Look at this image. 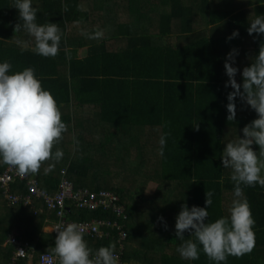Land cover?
I'll list each match as a JSON object with an SVG mask.
<instances>
[{
    "label": "trees",
    "instance_id": "trees-1",
    "mask_svg": "<svg viewBox=\"0 0 264 264\" xmlns=\"http://www.w3.org/2000/svg\"><path fill=\"white\" fill-rule=\"evenodd\" d=\"M92 2L87 6L84 0H33V7L39 9L37 22L57 23L63 33L58 55L43 57L33 50L28 33L14 32L19 22L14 0H0V61H9L12 71L33 67L56 99L67 131L71 124L78 129H73V140L66 131L55 144L64 153L60 161L46 160L37 173L28 175L53 192L61 170L66 169L75 186L119 193L127 213L121 219L128 233L124 264H131V259L140 264H212L203 251L198 260L180 257L177 247L182 242L175 237V217L182 204L205 207L209 191L214 193L209 221L229 215L232 170L222 167L220 155L225 143L243 138L241 129L257 114L236 98L235 120H227L226 97L232 89L225 87L228 77L223 65L233 49L238 52L233 66L241 71L258 54L264 36L248 34L247 8L254 19L264 14V0H117L114 15L106 8L109 0ZM97 28L104 30L100 39L81 34ZM234 30L239 35L228 40ZM235 79L242 83L240 71ZM67 103L77 110L90 108L96 113L95 122L108 130L102 129L100 138L93 137L83 117L74 122L70 112L62 111ZM231 131L234 136L229 139ZM162 134L167 135V144L160 156ZM114 143L120 148L115 149ZM252 147L259 153L258 146ZM126 158L137 164L133 171L143 178L135 192L129 191L128 184L120 185L123 179H132L121 169ZM6 166L0 164V174ZM144 179L157 183L154 194L145 193ZM9 190L27 194L26 179L13 181ZM243 191L255 220V247L250 253L228 256L226 264H264V187ZM2 194L0 187V224L6 225L4 231L16 228V236L30 244L15 263L36 264L40 253L54 252V235L42 231L46 220L55 219L54 213L43 202L34 201L36 212L22 203L8 206ZM69 216L116 219L109 210L73 205ZM158 217L164 218L167 229ZM111 233L116 239V230ZM4 236L1 232L0 239ZM184 236L193 238L188 232ZM84 238L93 253L115 242L114 238ZM14 251L0 241V264H11Z\"/></svg>",
    "mask_w": 264,
    "mask_h": 264
},
{
    "label": "clouds",
    "instance_id": "clouds-1",
    "mask_svg": "<svg viewBox=\"0 0 264 264\" xmlns=\"http://www.w3.org/2000/svg\"><path fill=\"white\" fill-rule=\"evenodd\" d=\"M13 7L19 15L14 32L24 30L28 33L33 38L36 54L57 56L63 37L59 25L48 21L38 23L39 9L33 7V0H14ZM247 32L249 35L264 36V14L249 22ZM81 34L88 39H100L104 30L97 28L91 33L82 31ZM238 35V31L234 30L227 39ZM18 44L23 46L24 42L18 41ZM237 55V50L230 51L223 65L228 77L225 87L232 89L226 97L227 120H235L236 98L254 110L257 118L241 129L243 138L225 143L220 155L222 167L232 170L234 187L229 215L209 221L208 209L214 196L209 191L205 194V207L194 205L189 208L182 204L175 217V237L182 242L177 252L187 261L198 260L203 251L212 264H226L228 256H241L255 247V220L243 189L256 185L264 187V160L261 159L264 156V43L242 71L233 66ZM12 67L7 60L0 61V164L14 167L20 175L37 173L42 162L63 158V150L56 148L53 152V147L67 131V125L61 118L56 99L50 90L42 86L43 78L37 76L35 69L25 67L12 71ZM238 71L242 83H237L235 79ZM194 128L198 130L199 125L195 124ZM158 143L159 155L163 156L167 135L162 134ZM253 145L258 146L259 153ZM51 168L50 165L48 170ZM158 220L167 229L164 218L158 217ZM54 230L57 235L53 251L60 264H119L116 243L101 246L93 253L84 238V230L77 222L56 224ZM185 232L193 238L186 239ZM37 262L39 264L38 259Z\"/></svg>",
    "mask_w": 264,
    "mask_h": 264
},
{
    "label": "built area",
    "instance_id": "built-area-1",
    "mask_svg": "<svg viewBox=\"0 0 264 264\" xmlns=\"http://www.w3.org/2000/svg\"><path fill=\"white\" fill-rule=\"evenodd\" d=\"M26 179L28 186V193L25 195L19 193H12L9 190L10 184L15 180ZM0 187L3 190L5 201L8 205L22 203L23 206L30 207L33 212L37 211L35 202H43L48 211L54 213L55 219L46 220V224L50 225L51 233L56 238V231L54 226L56 224H67L70 222H77L84 230V236L93 239H110L113 241L111 230H116L117 238L114 241L117 245V254L119 256V264H124L123 254L125 250V240L128 233L124 222L121 219L127 217L125 206L121 201L119 193L110 189L101 188L99 190H92L86 186H75V184L66 175V169L61 170L60 181L55 191L50 192L39 186L38 180L33 175H20L18 171L12 167L7 166L0 174ZM35 201V202H34ZM71 205L82 209H103L115 213L116 219L110 220L108 218L93 217L89 219L74 220L70 218ZM120 220H118V218ZM15 248V255L11 264H16L15 259L19 255H24L28 247L26 241L19 240L15 237H10L7 241ZM33 249V246H31ZM22 250V252H21ZM32 256V252L29 257ZM39 264H59V257L54 252H44L38 257Z\"/></svg>",
    "mask_w": 264,
    "mask_h": 264
},
{
    "label": "crops",
    "instance_id": "crops-1",
    "mask_svg": "<svg viewBox=\"0 0 264 264\" xmlns=\"http://www.w3.org/2000/svg\"><path fill=\"white\" fill-rule=\"evenodd\" d=\"M85 2H86V4H87V6H89L91 3H93L92 1L93 0H84ZM26 38V37H25ZM68 112H70L71 114H72V116H74V119H75V121L74 122H78V120L81 118V117H83L84 118V121H85V123H86V129H88L90 132L91 131H94V136L93 137H98V138H100V136L102 135V133H100V134H97L96 133V131H95V129H94V125H97V126H99V123H96L95 122V120L93 119V117L96 115V113H94V112H92L91 111V109L90 108H88V107H82V108H80L79 110H77V109H75V107L74 106H72V108H71V110L70 111H68ZM74 119H72V121L74 120ZM96 119V118H95ZM73 122V123H74ZM72 123V122H71ZM106 126V125H105ZM84 128V127H83ZM72 129V130H71ZM71 129H70V131H71V135H70V139L71 140H73L74 139V130H78L77 129V127H75V128H73V125L71 124ZM74 129V130H73ZM105 129V128H104ZM87 132V131H86ZM104 133V132H103ZM114 147H115V149H116V147H118V149L120 148V145H117V144H115L114 143ZM130 162H132L131 160H128V158H126L125 160H123L122 161V166H121V169L122 170H126L125 168L126 167H128V166H130ZM133 180H131V179H123V182H121L120 183V185L121 186H123V183H125V184H128V185H126L128 188H130V190L129 191H134V189H136V188H138L139 187V185H140V181H138V182H136V181H134L133 183H131ZM153 183H155V187L153 188V191H155L156 190V188H157V183L156 182H154L153 181ZM152 184V180L150 181V182H148V183H146L145 184V187L146 186H150ZM135 192V191H134ZM120 195V194H119ZM120 197H122L121 195H120ZM46 225V222L44 223V225L43 226H45ZM45 228V227H44ZM48 228V227H47ZM17 233H15V234H13L12 236L13 237H15V238H17V239H19V240H22V241H26L27 243H28V245H30L29 244V242L27 241V240H25V239H23V238H18L17 236ZM11 236V237H12ZM28 262H30V260L28 261ZM36 264H38V262L36 261ZM131 264H140V263H138L136 260H134V259H131Z\"/></svg>",
    "mask_w": 264,
    "mask_h": 264
},
{
    "label": "rangeland",
    "instance_id": "rangeland-1",
    "mask_svg": "<svg viewBox=\"0 0 264 264\" xmlns=\"http://www.w3.org/2000/svg\"><path fill=\"white\" fill-rule=\"evenodd\" d=\"M117 0H109V2H110V5H106V8L107 9H109L110 8V12H111V14L112 15H114V14H116V2ZM120 12V11H119ZM247 13H248V15H249V17H250V19L251 20H253V16L251 15V10L249 9L248 10V8H247ZM117 16H118V11H117ZM30 37V36H29ZM72 106H73V104H69V103H67V104H65L63 107H62V111H64V112H67V111H70L71 110V108H72ZM108 126H106L105 127V129L106 130H108ZM94 129H95V131H96V133L97 134H100V132H101V130L102 129H104V125L102 124V123H100L99 124V126H97V125H94ZM232 133L229 135V139H232L233 138V136H234V134H233V131H231ZM93 133H94V131H91L90 132V134L91 135H93ZM66 135L68 136V138H70V135H71V131H67L66 132ZM55 146V150H56V147L57 148H59L57 145H54ZM128 160H130V158H128ZM135 165H137V164H135ZM135 165H133V163L131 162V164H130V166H131V168H130V170L128 169L129 168V166L128 167H126L125 169L126 170H124V173L126 174L127 172L129 173V177L130 178H132L131 180H133V181H136V182H138V181H141V176L139 175V177L137 176L138 174H136L134 171H133V168H135ZM262 174H264V173H262ZM143 179V178H142ZM150 181H151V179H150ZM150 181H147V183L148 182H150ZM155 182V181H154ZM144 183H146V179H144ZM155 187V183H153V181H152V184L150 185V186H146L145 188H144V191H145V193H147V194H149V195H151V194H154L155 192L153 191V188ZM2 196H3V194H2ZM4 197V196H3ZM139 200H140V198H139ZM8 206H10V205H8ZM45 227V228H44ZM48 227V228H47ZM4 230H6V225H2V224H0V233L1 232H4V234H5V236H4V240L3 239H0V241L2 242V243H4L5 244V242L13 235V234H15L17 231H16V228H12V229H10V230H8V231H4ZM42 231L43 232H51V227H50V225H48V224H46L45 226H43L42 227ZM18 233V232H17ZM19 234V233H18Z\"/></svg>",
    "mask_w": 264,
    "mask_h": 264
},
{
    "label": "bare ground",
    "instance_id": "bare-ground-1",
    "mask_svg": "<svg viewBox=\"0 0 264 264\" xmlns=\"http://www.w3.org/2000/svg\"><path fill=\"white\" fill-rule=\"evenodd\" d=\"M7 166H9V165H7ZM7 166H6V167H7ZM48 252H49V251H48ZM42 253H44V252H42ZM42 253H40L39 256H40ZM39 256H38V257H39Z\"/></svg>",
    "mask_w": 264,
    "mask_h": 264
}]
</instances>
